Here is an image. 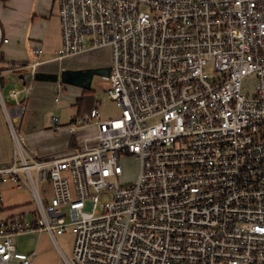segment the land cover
Instances as JSON below:
<instances>
[{
	"label": "built area",
	"instance_id": "2783aa9c",
	"mask_svg": "<svg viewBox=\"0 0 264 264\" xmlns=\"http://www.w3.org/2000/svg\"><path fill=\"white\" fill-rule=\"evenodd\" d=\"M56 2V59L109 47L120 111L94 106L71 129L94 122L97 135L39 155L18 100L44 63L28 44L11 68L26 69V87L10 90L12 107L2 98L15 147L0 163V264H33L36 251L15 243L23 234L47 232L64 253L57 235L69 228L68 264H264V0ZM125 153L140 161L135 182H121ZM7 185L26 186L34 209L8 211Z\"/></svg>",
	"mask_w": 264,
	"mask_h": 264
},
{
	"label": "rangeland",
	"instance_id": "374dc122",
	"mask_svg": "<svg viewBox=\"0 0 264 264\" xmlns=\"http://www.w3.org/2000/svg\"><path fill=\"white\" fill-rule=\"evenodd\" d=\"M37 1V0H36ZM39 4L44 6L52 5L54 0H38ZM11 3L17 9H22L20 17L23 20L25 16H23L26 9H29L32 5H34V0H11ZM49 68L53 70V73H58L59 78L57 82L52 84L51 82H47V88H43L42 86H34L33 91L30 96H33L36 99V109L31 110L30 105L27 108V112L25 113V126L28 128V119L33 117H37L40 120V123L37 126L47 127L45 129V133L42 135L46 140H50L47 142V145L53 148V141L56 134L54 130L51 128L52 124L50 123V119L54 115H58L61 119L63 125L67 127L72 126L74 123V118L78 117L79 114V104H76L77 98L81 97L84 94L85 88L79 84L78 82H69L65 81L62 78V73L66 70L71 71H84L87 72L89 69L96 70L94 72L92 81H91V91L88 88L87 98L85 100L84 111L89 113V108L93 106L101 107L102 114L105 117L115 116L119 113V107L117 104L108 96L107 89L109 88V82L105 79V77L98 72L97 70L103 68H110L111 66V50L109 47L98 48L93 50H87L81 52L79 54H75L69 57H65L60 61L51 62ZM64 66V68H63ZM60 69V70H59ZM12 78L14 81H12ZM6 85L2 88L3 97L5 101L10 105L12 103V99L10 98V90L12 88H21L22 90L26 87V85L22 84L17 74H6ZM50 81V80H49ZM46 82L42 80V83ZM52 84V85H51ZM256 84L255 76H249L244 78L242 92L248 94L249 92H254ZM58 87L56 88L55 87ZM60 85V86H58ZM42 87V88H41ZM42 89L46 90L47 98L42 103H37L41 98ZM56 89V91H54ZM58 89L60 90V104L55 101V96L57 95ZM44 98V95H43ZM31 99H33L31 97ZM83 108V109H84ZM34 113H33V112ZM51 117V118H50ZM3 120H0V123L4 125V135H5V143H4V161L11 159L14 151V141L11 138V133L9 132L10 128L7 123V118L4 113ZM79 125V124H78ZM78 135L77 138L82 141L85 137H92L98 134V126L94 124V122H90L88 124H84L78 126ZM35 135V134H33ZM31 135H29V138ZM28 142V141H27ZM29 144V143H28ZM79 148L75 150H71L68 148L67 152L63 153H40L41 156H61L66 154H71L72 152H77ZM9 159V160H10ZM121 163L123 167V175L121 177L122 183H130L135 182L138 178L140 172V161L134 155L130 153H125L121 158ZM34 172V171H33ZM5 195V191H4ZM11 200H6L5 202L10 206H18V204L33 200V195L31 191L24 186L21 189L13 190L10 192ZM21 206H18L15 211L20 210ZM36 239L34 234H23L15 237V243L18 246V249L24 252L31 253L33 250L37 249V257L35 258L33 264H68L65 255L71 256L74 246L75 233L69 228L62 234L57 235L58 243L61 245L64 253L58 247L56 241L53 237L47 233H36ZM37 240V242H36Z\"/></svg>",
	"mask_w": 264,
	"mask_h": 264
},
{
	"label": "crops",
	"instance_id": "0c3cea01",
	"mask_svg": "<svg viewBox=\"0 0 264 264\" xmlns=\"http://www.w3.org/2000/svg\"><path fill=\"white\" fill-rule=\"evenodd\" d=\"M34 1H35L34 5H32L29 9H26V11L24 12L23 16H25V19L26 18L27 19L23 20L22 17H20L22 9H17L16 7H14V5L11 3V0H0V76L1 75L4 76L3 78L4 87L7 83L6 81L7 73H11L13 75L17 74L21 83L25 85V81L23 78H20V75L26 72V69L11 70V68L15 66L16 63H26L29 60L30 57H29L28 44H30V46L34 45V46L42 47L44 49L42 53V59L44 60V63L43 65L40 66V70L38 71V74H36L37 77H35V80L32 83L30 93L26 94L25 92H23L22 96L18 99L20 101L24 100L23 102L24 117L22 122V131L25 136V141L27 145L38 154L39 152L63 153V152H67L68 148L71 150L72 149L75 150L79 148L78 149L79 151L82 148V144L84 143L85 139L80 141L77 138V135L79 133L78 127L72 130L71 127L73 125L70 127L63 125L58 115H56L59 118V124L57 128L55 127L53 120L50 117L51 118L50 123L52 124L51 128L54 130L56 134L54 137H51V138H55L53 141V148L47 145L46 141L49 142L50 140L49 139L46 140L42 136L46 132L45 129H47V127H45V125L44 128L43 126H37V124L40 123V120L37 117L28 119L27 121L28 128L26 129L25 126V113L27 112L28 106L30 105L31 110H35L37 108L36 99L33 96H30L33 91V84L35 83L34 86L35 85L42 86L43 84V88H45L48 84L47 82H51L52 84H54V82L56 83L58 80V79L54 80L52 78H49L53 76L54 71L49 68L48 64L54 61H60V59H56V53L62 43V30L58 15V4L56 0H54L51 7L50 5L42 7V5L39 4L38 0L37 1L34 0ZM42 80H45L46 82L42 83ZM12 81H14L13 78ZM4 87H2L0 84V93H1L0 120L1 121L3 120L2 118H4V113H5L2 102V98L5 101V98L3 97V93H2V88ZM42 90H43L42 91L43 94L40 95L41 98L39 99V101H37V103H42L47 98L46 90L44 89ZM60 90L61 89H58L57 95L55 96V101L58 102L59 104H60V96H59ZM54 91H56V89H54ZM31 97L33 99H31ZM12 100L13 101L10 105H8V103L5 101L8 107H12L18 101L16 99H12ZM7 123H8V118H7ZM29 135H31L30 138ZM72 138L73 140H75L73 146L70 145ZM5 140L6 139L4 135V125L3 123L2 124L0 123V163H4L10 159L9 158L8 160L4 161L3 156H4ZM13 190L15 189H12L10 185L6 186L5 196L7 201L11 200L10 192H12ZM36 235L37 234H35V238ZM35 251H36V255L34 257V260L37 257V249H35Z\"/></svg>",
	"mask_w": 264,
	"mask_h": 264
},
{
	"label": "water",
	"instance_id": "95a60500",
	"mask_svg": "<svg viewBox=\"0 0 264 264\" xmlns=\"http://www.w3.org/2000/svg\"><path fill=\"white\" fill-rule=\"evenodd\" d=\"M96 70L93 69H89L87 70V72L82 71H71V70H66L62 73V78L65 81H73V82H78L79 84H81L85 89H88L91 87V81L94 75V72ZM98 72H100L103 76H108L110 68H103L100 70H97ZM38 74V73H37ZM37 77V75H36ZM4 76L1 75L0 76V84L2 87H4V81H3ZM20 78H24V75L21 74ZM52 78L54 80H57L59 78V73H54L53 76L49 77Z\"/></svg>",
	"mask_w": 264,
	"mask_h": 264
},
{
	"label": "trees",
	"instance_id": "16d2710c",
	"mask_svg": "<svg viewBox=\"0 0 264 264\" xmlns=\"http://www.w3.org/2000/svg\"><path fill=\"white\" fill-rule=\"evenodd\" d=\"M89 90L91 91V88H89ZM89 91H88V89H85V92H84V94L80 97V98H78L77 99V102H76V104H79V116H81V115H84V114H86V111H84L86 108H84V105H85V100H86V98H87V93H88ZM22 102H24V100H22ZM94 107V106H93ZM93 107H91V108H89V110H88V112L93 108ZM84 108V109H83ZM74 141L75 140H73V138H72V141H71V143H70V145L71 146H73L74 145ZM67 155V154H66ZM18 206H21V208H20V210H18V211H15V209L14 208H16V207H18ZM18 206H10V205H7L6 204V209L8 210V211H11L12 213H15V214H17V213H22V211L24 210V209H26V208H28V209H34V205L32 204V202L31 201H27V202H23V203H20V204H18Z\"/></svg>",
	"mask_w": 264,
	"mask_h": 264
}]
</instances>
